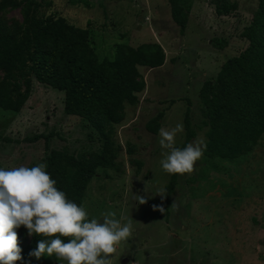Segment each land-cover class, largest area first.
Masks as SVG:
<instances>
[{
  "label": "rangeland",
  "instance_id": "obj_1",
  "mask_svg": "<svg viewBox=\"0 0 264 264\" xmlns=\"http://www.w3.org/2000/svg\"><path fill=\"white\" fill-rule=\"evenodd\" d=\"M85 1L49 0L46 14L86 29L96 62L110 60L116 45L152 44L164 61L136 67L143 89L113 125L115 167L97 168L86 185L71 242L8 254L6 264H264V134L245 154L221 160L206 155L205 129L185 143L182 122L188 108L192 126L199 125L200 89L246 48L241 32L257 0H226L225 13L222 0H190L182 33L168 0ZM22 7L0 11L9 33ZM63 99L32 79L18 111L0 108V184L6 175L41 174L51 151L81 159L101 153L97 132L85 119L65 115ZM157 115L159 128L151 134L145 125ZM22 210L23 246L32 215Z\"/></svg>",
  "mask_w": 264,
  "mask_h": 264
},
{
  "label": "trees",
  "instance_id": "obj_2",
  "mask_svg": "<svg viewBox=\"0 0 264 264\" xmlns=\"http://www.w3.org/2000/svg\"><path fill=\"white\" fill-rule=\"evenodd\" d=\"M85 3V0H76ZM172 22L184 31L190 0H168ZM22 5L21 21L13 33L0 24V108L16 112L28 98L31 80L62 92L63 113L85 119L102 141L100 154L89 159L51 151L39 175L11 174L0 189V264L8 254H21L31 247L66 246L71 242L75 216L86 185L97 168L115 167L113 125L123 118L124 105H135L142 91L136 67H160L164 55L157 44L135 49L116 45L110 60L96 62L87 43L88 32L46 14L49 0H0V11ZM222 0L219 11L228 10ZM234 8L232 4L230 6ZM241 36L246 48L226 60L213 83L199 92L202 120L194 128L189 109L183 115L185 143L196 130L205 129V153L210 158L233 160L245 154L264 134V0H257L250 24ZM160 115L145 128L156 134ZM130 151V149H128ZM175 170L167 185H175ZM32 215L29 243L23 210Z\"/></svg>",
  "mask_w": 264,
  "mask_h": 264
},
{
  "label": "water",
  "instance_id": "obj_3",
  "mask_svg": "<svg viewBox=\"0 0 264 264\" xmlns=\"http://www.w3.org/2000/svg\"><path fill=\"white\" fill-rule=\"evenodd\" d=\"M125 262H126V259H123V260H122V263H125Z\"/></svg>",
  "mask_w": 264,
  "mask_h": 264
}]
</instances>
